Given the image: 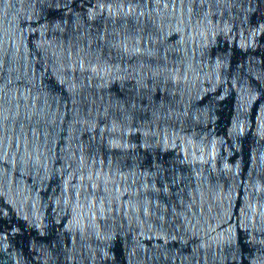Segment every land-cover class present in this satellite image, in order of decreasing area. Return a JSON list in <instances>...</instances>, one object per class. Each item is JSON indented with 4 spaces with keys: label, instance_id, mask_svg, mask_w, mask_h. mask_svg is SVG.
I'll return each mask as SVG.
<instances>
[{
    "label": "water",
    "instance_id": "95a60500",
    "mask_svg": "<svg viewBox=\"0 0 264 264\" xmlns=\"http://www.w3.org/2000/svg\"><path fill=\"white\" fill-rule=\"evenodd\" d=\"M0 264H264V0H0Z\"/></svg>",
    "mask_w": 264,
    "mask_h": 264
}]
</instances>
